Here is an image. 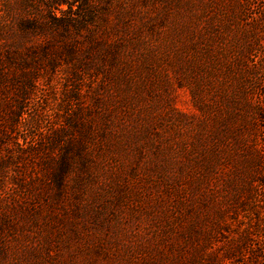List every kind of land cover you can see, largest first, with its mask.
<instances>
[{"label": "trees", "instance_id": "trees-1", "mask_svg": "<svg viewBox=\"0 0 264 264\" xmlns=\"http://www.w3.org/2000/svg\"><path fill=\"white\" fill-rule=\"evenodd\" d=\"M148 2L0 0L33 34H0V264H264V0H165L166 20ZM175 87L198 109L181 146L154 130ZM229 209L245 221L226 237Z\"/></svg>", "mask_w": 264, "mask_h": 264}, {"label": "rangeland", "instance_id": "rangeland-1", "mask_svg": "<svg viewBox=\"0 0 264 264\" xmlns=\"http://www.w3.org/2000/svg\"><path fill=\"white\" fill-rule=\"evenodd\" d=\"M13 1V0H12ZM198 1V0H196ZM165 0H150V2H148L145 6V8L148 10V12L150 14H154L156 12H159V15L161 16V18L163 20H166L165 18V12L168 11L169 5H166L165 8H163L161 5L159 6V8H156L157 5L159 4H165ZM142 5H140L141 7ZM63 7H65V4H63ZM18 8V6H13V12L14 15L11 16V14H6L5 12L1 11L0 12V31H1V38H4V40L8 41L7 44L10 47L11 45L13 46H23V40L28 39L29 37H33V34L31 35L30 32L26 31L25 29H21L20 28V16L18 15V13L15 11ZM182 10H184L185 12L187 11L190 17H194V14L197 12L198 7H194V9L188 10L187 8H183ZM259 11V9L255 8L254 10H251V12H247L244 16V20H249L252 18V16L257 13ZM250 17V19L248 18ZM247 20V22H248ZM194 37L198 38L197 35L194 33L193 34ZM7 38H11V41H9V39ZM184 40V35L181 37V40ZM190 38H188L187 40L189 41ZM154 40V39H153ZM155 42V41H154ZM198 45L197 47L193 50L189 49L188 54L189 56H192L193 54H197V50H198ZM171 52V51H170ZM199 56V62L200 64L204 63L203 57ZM249 57L252 60V62H256V64L258 63V68L260 69V67L262 66V62L264 61V33H261L260 35V39L258 40L257 45H255L249 53ZM258 76V80H257V84L259 86V84L261 83L260 86L261 89L264 88V79H262V81L260 80V77H264V71L260 69V71H258L257 73ZM221 79H224V82L227 83V86L225 87V90L228 91L229 93L233 91V85L235 82L234 78H228L225 79L224 77H220ZM169 79L171 80V82L174 81V75L170 72L169 74ZM234 80V81H233ZM204 85V84H203ZM201 86L202 89H204L207 86ZM57 88H59V90H61V83H57ZM253 94L252 97L253 99L257 100L259 96L258 94V90H253ZM206 99L209 100H214L215 98H213V95L211 94V92L209 93H205L204 94ZM217 103L216 105H214V110L215 112H217L218 114H222L228 111V109L222 104V102L218 101L219 98L216 99ZM192 96L190 94L189 88H180V87H175V91L173 93L172 96V105L174 107V111L172 112V116L168 117V118H163L160 119V122L156 124L155 129L157 130L161 136L162 134V138L163 141L168 140L169 142H174L176 141L178 143V146L182 145V142L186 141V138L189 137V135H191L195 130L198 129V126L195 125L196 124V116H194V114L198 113V109H196V107L193 105L192 103ZM180 112H184L185 114L187 113L186 118L183 120H180L179 118V114ZM174 121L176 124L173 125L171 122ZM154 126V125H153ZM197 126V128H195ZM193 127V128H192ZM259 135L257 138L261 137V132H260V126H258V130H256V135ZM229 138L227 139V144H229V149L233 150V144H232V140H230L229 142ZM259 146L264 150V141H258ZM175 149V154H172L169 150V148L167 147V151L169 155H176L177 159L180 160H185V158H183L182 154L180 153L179 147H174ZM228 149V148H226ZM228 152V150H227ZM167 154V152H166ZM167 154V155H168ZM235 155L232 156V159L230 157L227 166H229V169H233V167H237V168H242L243 167V163L242 161V157L243 155L239 153H234ZM237 157V158H236ZM264 166V164H263ZM168 169L173 173L178 175L180 173L181 170V175L182 178L186 181V168L184 166H173L170 167L168 166ZM243 170L241 169V172ZM230 174V171H229ZM230 176H233V174H230ZM229 188H227V190L230 193H234L233 189L231 188V186H228ZM3 188V184L0 182V189ZM117 209V206H114V210ZM241 209V208H240ZM230 213V215L228 216V222L227 225H225L224 227V231L222 232L224 236L229 237L231 234L227 232V230H238L244 227V212L242 210H237V211H232L231 209L228 210ZM90 220L86 221L87 224H89ZM112 222V218L111 215L108 216V218L104 219L103 221H99L95 223V227L94 229L97 230L98 233L104 234L108 232L109 229V224ZM92 223V222H91ZM234 234V233H233ZM225 264H230L229 259H225Z\"/></svg>", "mask_w": 264, "mask_h": 264}]
</instances>
